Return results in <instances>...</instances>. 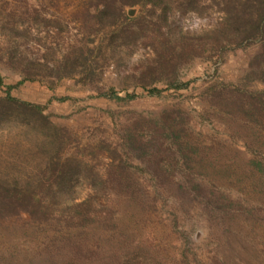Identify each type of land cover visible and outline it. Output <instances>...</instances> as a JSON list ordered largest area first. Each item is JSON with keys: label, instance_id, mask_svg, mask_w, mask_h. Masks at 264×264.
Instances as JSON below:
<instances>
[{"label": "rangeland", "instance_id": "374dc122", "mask_svg": "<svg viewBox=\"0 0 264 264\" xmlns=\"http://www.w3.org/2000/svg\"><path fill=\"white\" fill-rule=\"evenodd\" d=\"M105 1L0 0V98L29 71L41 80L23 82L10 96L45 106L52 123L116 158L111 149L122 158L137 155L123 145L132 122L179 111L198 133L188 134L192 144L203 151L190 152L189 160L163 152L157 164L133 157L125 194L87 180L73 189L76 199H92L88 210L99 212L102 224L90 226L101 233L100 244L106 254L139 264H264V174L251 165L264 161V124L230 118L208 96L221 84L264 91L263 82L246 79L261 37L235 44L224 35L225 46L216 48L222 24L245 0H113L131 18L114 29L94 19ZM84 58L95 65L92 79L82 72ZM65 59L73 75L55 79L52 69ZM110 92L120 98L100 96ZM28 130L9 116L0 121V180L23 186L46 173V154ZM155 175L197 184L207 198L182 197ZM134 193L148 206L132 202ZM29 226L16 222V235L0 238V250L16 239V257H32L34 246L49 238L42 232L48 228Z\"/></svg>", "mask_w": 264, "mask_h": 264}, {"label": "trees", "instance_id": "16d2710c", "mask_svg": "<svg viewBox=\"0 0 264 264\" xmlns=\"http://www.w3.org/2000/svg\"><path fill=\"white\" fill-rule=\"evenodd\" d=\"M124 4L133 6L138 3L126 1ZM239 4L238 8L230 11L231 17L222 24L221 32L225 33L217 39L216 48L225 46L224 35V40L235 44H240L243 39L261 37L263 41L260 53L250 60V66L254 70L246 79L264 83V0H245ZM102 5L103 8L94 15V19L97 23L106 21L107 25H103L105 28L120 27L119 24L124 23V20L131 19L123 14L121 7L114 5L113 0H107ZM122 42L126 44L125 41ZM86 49L90 51L89 48ZM79 51L84 53L82 49ZM83 61L82 72L92 79L95 65L87 62L86 58ZM72 65L67 59L63 60L53 67L52 76L55 79L72 76L73 69L66 71ZM21 74L22 79L7 87L5 96L0 98V121L9 116L24 130L30 129L26 132L36 133L34 145L39 152L46 154L45 164L43 163L46 173L35 178L33 183L31 180L25 181L23 186L15 181L0 180V238L7 239L12 234L16 235V222L23 221L34 230L48 228L42 232L48 233L49 240L41 248L38 244L35 245L32 257L23 259L16 257V239L12 243L7 242L0 250V264H139L130 262L136 259L134 257L123 259L115 253H105L107 247L100 244L101 233L96 227L90 226L95 222L102 224L97 219L99 212L88 210L87 206L92 209V199L87 196L83 200L76 199L73 189L76 184L87 180L89 185L97 181L100 187L117 188L121 194H125L128 186L125 176L130 175L129 166L126 165L128 160L134 157L139 161L157 164L159 160L156 158L163 152L168 153L167 157L179 154L181 159L189 160L187 155L190 152L196 154L205 149L197 144L194 146L188 136L191 133L198 134L197 131L189 124L185 125L179 111H167L155 119L134 121L124 137L123 145L126 150L134 151L137 155L130 158L129 153L122 158L115 149H111L119 157L116 158L111 155V151H107L109 149L103 151L104 148L101 150L99 146L82 144L71 130L52 123L44 113L45 106L10 96L9 91L23 82L41 80L26 70H22ZM109 94L103 93L100 96L120 98L115 93ZM208 96L209 102L222 114L235 120L242 117L254 118L252 122L256 126L264 124V91H251L246 84L241 83L221 84L212 85ZM198 137L194 136V144ZM173 147L175 150H171ZM251 165L258 168L260 175L264 174V161L253 160ZM36 167L39 168L38 165ZM155 167L156 165L153 167L154 172L157 170ZM156 178V183L175 187L182 197L191 196L193 200L200 198L202 201L207 198L202 190H197V184H193L191 188L185 181L175 184L166 177ZM129 199L136 205L141 204V208L149 204L146 199L139 203V196L135 193ZM153 200L152 204H156L155 197ZM39 233L37 232L36 238ZM118 250L127 253L128 247H120Z\"/></svg>", "mask_w": 264, "mask_h": 264}, {"label": "water", "instance_id": "95a60500", "mask_svg": "<svg viewBox=\"0 0 264 264\" xmlns=\"http://www.w3.org/2000/svg\"><path fill=\"white\" fill-rule=\"evenodd\" d=\"M129 14H131V13L129 12Z\"/></svg>", "mask_w": 264, "mask_h": 264}]
</instances>
